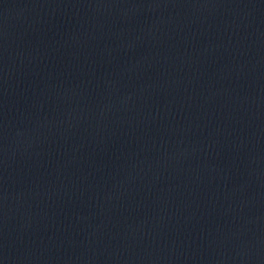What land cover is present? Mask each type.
Listing matches in <instances>:
<instances>
[{
	"label": "water",
	"instance_id": "water-1",
	"mask_svg": "<svg viewBox=\"0 0 264 264\" xmlns=\"http://www.w3.org/2000/svg\"><path fill=\"white\" fill-rule=\"evenodd\" d=\"M0 264H264V0H0Z\"/></svg>",
	"mask_w": 264,
	"mask_h": 264
}]
</instances>
